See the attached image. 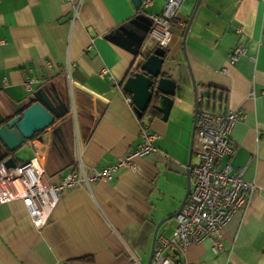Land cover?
Segmentation results:
<instances>
[{
	"label": "crops",
	"instance_id": "1",
	"mask_svg": "<svg viewBox=\"0 0 264 264\" xmlns=\"http://www.w3.org/2000/svg\"><path fill=\"white\" fill-rule=\"evenodd\" d=\"M164 1L140 11L130 0H0V107L44 86L68 98L66 114L41 141H25L23 155L21 146L14 151L16 163L39 156L45 181L54 183L71 170L78 147L90 172L133 149L142 124L157 134V150L133 157L134 170L118 168L107 182L62 190L40 229L20 200L0 203V264H133L129 251L145 264L154 240L171 237L174 217L155 226L175 213L187 161H196L189 150L196 105L242 114L230 131L233 153L218 165L242 168L254 188L245 211L222 227L218 252L207 240L181 255L162 252L179 264H264V1L200 0L194 10L196 0H181L161 66L175 82L172 104L164 120L159 113L139 121L119 84L134 55L109 36L137 13L158 14ZM237 43L245 54L228 64ZM26 78L34 79L29 91ZM149 264H156L152 257Z\"/></svg>",
	"mask_w": 264,
	"mask_h": 264
},
{
	"label": "built area",
	"instance_id": "2",
	"mask_svg": "<svg viewBox=\"0 0 264 264\" xmlns=\"http://www.w3.org/2000/svg\"><path fill=\"white\" fill-rule=\"evenodd\" d=\"M73 2V0H63ZM181 0H165L158 14H147L150 26L147 35L156 41L157 46L165 48L170 33L167 29L174 20ZM264 1V0H263ZM151 0H141L140 11L149 7ZM245 54L242 43H237L227 55V63L234 65ZM254 60V57H250ZM106 71L103 69L99 75ZM32 78L23 81L26 91L31 89ZM197 88V102L201 95ZM127 103L131 104L129 98ZM235 109L213 111L196 105L193 119V137L191 151L196 159L187 167L189 173V189L187 196L174 214L175 226L169 240H154L151 257L156 264H175L173 258L165 256V247L171 248L177 255L185 252L190 243L207 240L212 252L220 249V231L235 212L243 213L248 205L249 196L254 184L242 179L243 169L233 170L226 161L221 166V157H230L233 146L230 143V131L235 122L241 118ZM49 128V127H48ZM45 131H47V129ZM157 134L150 132L147 125L142 124L139 130V142L128 150L116 163L106 165L90 172L84 167L79 147L73 167L56 182L45 181V173L39 156L35 155L26 161L15 162L6 166L0 161V203L20 200L28 211L32 225L40 229L54 208L60 192L73 189L80 184L89 186L92 182H107L118 168L134 170L133 157L155 152L153 141ZM35 138L28 140L31 143ZM129 258L133 264H140L132 251Z\"/></svg>",
	"mask_w": 264,
	"mask_h": 264
},
{
	"label": "water",
	"instance_id": "3",
	"mask_svg": "<svg viewBox=\"0 0 264 264\" xmlns=\"http://www.w3.org/2000/svg\"><path fill=\"white\" fill-rule=\"evenodd\" d=\"M130 2L136 9L141 4V0H130ZM199 2L200 0H196L194 10ZM128 24L129 27H118V32L123 34V38H119L117 32L109 36V39L133 54V62L136 58L141 61L131 74L123 77L119 84L130 95L131 105L136 116L142 114L151 101L153 94H156L157 100L153 104V108L161 114V119L164 120L175 94V82L164 77L165 73L161 70V66L165 61V49L146 44L145 38L150 26V19L144 13L135 14L129 19ZM67 100L66 93L64 94L62 91L57 93L51 86H44L35 89L21 102H11L6 107H0V161L4 160L6 166H13L15 164L13 153L25 141L33 137L41 141L43 137L41 132L51 126L54 119H59L66 114L68 109ZM193 128L192 120L189 140L190 151ZM188 166L189 160L187 161ZM188 189L189 173L186 170L185 191L175 213L183 204ZM174 214L160 219L155 226V230L164 220L174 217ZM150 259L151 253L145 264H149ZM177 264H179L178 260Z\"/></svg>",
	"mask_w": 264,
	"mask_h": 264
},
{
	"label": "trees",
	"instance_id": "4",
	"mask_svg": "<svg viewBox=\"0 0 264 264\" xmlns=\"http://www.w3.org/2000/svg\"><path fill=\"white\" fill-rule=\"evenodd\" d=\"M141 60H134V62L130 65L129 67V70L127 71V74L126 75H129L131 74L138 66V64L140 63ZM220 98L222 99V94L220 96ZM157 100V95L156 94H153L152 98H151V101L149 102V104L147 105L146 109L142 112V114L140 116H137V119L139 121H142V119L145 117V116H148L149 118L155 116V115H159V112L156 111L154 108H153V104L156 102ZM69 121V120H68ZM175 261V260H174ZM175 264L176 261H175Z\"/></svg>",
	"mask_w": 264,
	"mask_h": 264
},
{
	"label": "rangeland",
	"instance_id": "5",
	"mask_svg": "<svg viewBox=\"0 0 264 264\" xmlns=\"http://www.w3.org/2000/svg\"><path fill=\"white\" fill-rule=\"evenodd\" d=\"M145 42H146V44H152V38L151 37H149V36H146V38H145ZM43 133H44V131H42L41 132V134L43 135ZM25 148H24V145H21V147L18 149V151H23L22 153H21V155H23L24 153H25V150H24ZM16 158V157H15ZM162 254H164L165 255V253H163L162 252Z\"/></svg>",
	"mask_w": 264,
	"mask_h": 264
}]
</instances>
